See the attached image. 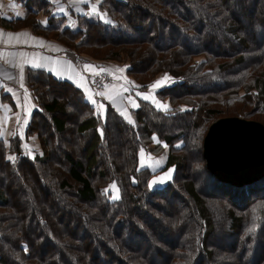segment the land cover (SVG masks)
<instances>
[{
	"label": "trees",
	"instance_id": "16d2710c",
	"mask_svg": "<svg viewBox=\"0 0 264 264\" xmlns=\"http://www.w3.org/2000/svg\"><path fill=\"white\" fill-rule=\"evenodd\" d=\"M235 1L101 0L107 20L56 14L46 0H23V17L0 12L2 27H31L67 50L114 61L126 54L128 84L139 91L168 77L158 103L138 97L125 116L106 99L100 113L69 79L26 68L39 106L27 132L41 151L30 156L21 138L8 146L0 135V264H264V176L229 184L203 156L213 119L237 116L241 103L252 106L239 114L264 123V30L256 42L242 36ZM244 12L247 24L264 26L257 6ZM153 142L165 150L162 166L154 151L146 157ZM170 167L171 179L152 186ZM218 229L228 246L213 239Z\"/></svg>",
	"mask_w": 264,
	"mask_h": 264
},
{
	"label": "crops",
	"instance_id": "0c3cea01",
	"mask_svg": "<svg viewBox=\"0 0 264 264\" xmlns=\"http://www.w3.org/2000/svg\"><path fill=\"white\" fill-rule=\"evenodd\" d=\"M46 1L51 2V0ZM87 2L88 0H86L84 3ZM53 9V12L56 14H61L64 13V11H67H61L60 8H57L56 6ZM95 9V11H90L93 12L91 16L96 17L100 15L102 19L105 20L106 17L103 16V12H99L98 8ZM73 10L76 11L75 9ZM0 12L1 15H3V17L5 18L23 17L26 13V8L24 6L23 0H0ZM17 12L21 13L22 15H17ZM76 12L89 15L87 9H85L84 11ZM44 16L45 19L42 18L43 22H45L47 19L46 15ZM0 32L3 33L2 35H0V85H3L0 86V89H4L3 93L12 97V101H15V103L12 104H14L16 107H18L19 104L24 100L25 106L27 108V114L31 113L36 108L31 89L27 87L25 82V67H35L33 65H40L39 68H45L59 78H65L73 81L84 90L86 97L90 100V102L91 100H95L97 102V105H99L102 104V99H106L107 101L109 100L117 108V110H119L125 116H128V107L133 106V104L129 102V97L132 101L135 102V104H137L138 97L145 99V96L148 97V99L145 100H150L153 103H158L156 96L152 95L155 93V90L158 87L153 88L154 91H151V94L148 90L150 87L147 90L139 91L135 82H132L133 86L131 84L129 86L123 87L121 86L122 84L112 86L107 85L108 87H105V89H103L101 92L112 94L113 99H108L107 95L101 97V92L97 93V91L99 90L94 89L90 85L86 75L75 69L72 62L70 60H66V58L63 56V52H65L67 48L61 42L47 38L44 35L37 34L32 30L31 27L28 26L19 29H6L0 25ZM8 33H20L24 35H21L18 38H9L7 36ZM87 64L91 65V63ZM93 64L95 63L93 62ZM8 77L12 78L8 79ZM125 79V81H128L130 83V81L128 80V76L125 77ZM17 80L19 85L7 83ZM21 82L23 83V85L20 84ZM8 89H11V91H8ZM117 93L119 94L117 95ZM125 100H127L128 103ZM12 108L14 110V113H18V110L14 109V106ZM97 109L100 113H103L104 111V108ZM165 160L166 157H164V159H161V166L163 165L162 163H164ZM170 170V175L172 177L173 168L170 167L153 176L151 182L153 180H156L158 177L165 176V173H169ZM170 179L165 178L164 182H158L151 185L154 187L159 186Z\"/></svg>",
	"mask_w": 264,
	"mask_h": 264
},
{
	"label": "rangeland",
	"instance_id": "374dc122",
	"mask_svg": "<svg viewBox=\"0 0 264 264\" xmlns=\"http://www.w3.org/2000/svg\"><path fill=\"white\" fill-rule=\"evenodd\" d=\"M85 1L86 0H83V2H81V0H59L58 3H54L53 0H51L52 4H51L50 8H52V10H54L53 8L56 6L57 8H60V9L61 8H63L64 10L75 9L76 11H84L85 9H87V12H89V15L93 14V12H90V11H93V6H95V8H99L101 10L100 5H99L101 0H88L87 3H84ZM254 2H255V4H254ZM234 5H235V9L239 13L238 17H239V21L241 22V27H242L241 34H242V36H244V35L248 36L249 40H251V42H256V41L260 40L262 38L261 32L264 30V26H260V24L256 23V22H255L256 24L253 27L251 25L247 24V22L245 21L246 14H245L244 10H247V9L251 8L253 5H255V7L257 6L258 9H260L264 12V0H236ZM244 7H246V8H244ZM241 14H244V16H242ZM263 17H264V13H263ZM39 18H41V20H43L42 18L45 19V16L40 15ZM214 28L217 31V33L219 34L218 35V43H219L220 47H221V45L222 46L224 45V47H225L226 43L224 42V39H223L224 32H222V30H221L222 28H219L218 24L215 25ZM172 35L176 36L177 34L173 33ZM179 38H182V37H179ZM162 42H166V41L163 40ZM66 48H68V47L66 46ZM68 50L67 51L69 53H73L77 57L79 56L80 68L77 70L80 71L82 74H84L85 72H87L88 74H95V73L102 71V69L107 70L109 72L111 71L114 74L113 75L114 76V81H113L114 84L112 82V84L108 85V86L117 85V84H122L121 85L122 87L123 86H129V84H128L129 82L125 81L126 80L125 77H127V75H126L127 74V66H128V62H129V58L126 54H124L122 60H119V61L115 60L114 61V59L110 60V59H106V58L105 59H94L93 56L91 57L89 55L79 53L76 50L75 51H72L71 49H68ZM65 53H67V52H63V54H65ZM199 59H201V58H198L196 60L198 61ZM66 60H68V59H66ZM93 62L95 64H93ZM87 63H91V65H90L91 67L86 68L85 65H88ZM26 67H25V74H26V70H27ZM120 69H123V71H120ZM165 74H167V73H165ZM165 74H163V73L160 74L159 75L160 77L154 79V82L164 78ZM118 77H119V79H118ZM128 80H131V79L128 78ZM166 81H167V79L164 82H166ZM25 82H26L27 87L30 88V86L26 80H25ZM154 82L150 83V85L151 84L153 85ZM7 83L19 85L18 80L7 82ZM20 84L23 85L22 82ZM108 86H106V88ZM103 89H105V87L98 89L99 91H97V93L101 92ZM147 89L148 88L145 89V87L143 88V90H147ZM148 90L150 93H151V91H154L153 88H149ZM3 91H4V89H0V105L7 106V107H0V120H2V127H0L1 133H2L1 137L5 140L6 145L9 146L12 138L15 136H18L19 138H21V149L25 154H30V156H35L36 154H40L41 146H40V143L38 142L39 139H38L37 135H35V134L32 135L31 133L27 132L28 123H29V120L32 116L33 111L31 113L27 114V108L25 106L24 100L19 104L18 107H16L14 104H12V103H15V101H12V97L3 93ZM31 92H32V96H33L35 104H36L35 107L38 108L39 106L37 105V102L35 100L34 93H33L32 89H31ZM243 92H244L243 90L240 91L241 94ZM152 95H155V94H152ZM101 97H104V96H101ZM157 100H160V99L157 98ZM125 101L128 103L127 100H125ZM241 104H242L244 109H250L252 106V104H247L246 101L241 103ZM13 106H14V109L18 110V113H16V112L14 113V110L12 108ZM243 108L238 106L237 116L244 117L242 115V113L239 114V110L241 111V110H243ZM253 110H255V109H253ZM244 118H246V117H244ZM247 119L255 120L254 118H247ZM25 120H27L26 124L24 123ZM214 120H216V119H213V121ZM70 125L71 124H68L67 126L69 128H72ZM13 132H15L16 135H12ZM67 136H69L68 140L70 138L74 137V135H73L72 131H70V129L67 132ZM115 140H117V137H115ZM153 151H154L156 156L150 155L151 157H157V159L160 157H165V155H164L165 150L163 148H159L157 146V143H154V142L150 145V147L148 149H146V154H147L146 157H148L149 153H152ZM9 157H15V154L11 153V154H9ZM75 158H77L78 160L82 159V154H76L75 153ZM201 177H202V181L200 183V187H201L202 191H205L206 190L205 189L206 175L203 174V176H201ZM213 207H214L213 211L216 212L215 218L220 220L221 219L220 216L224 215V213L219 212V210L217 209L218 207H216V206H213ZM263 235H264V233H263ZM263 235H261V237L264 239ZM213 239L218 244L223 245V246L224 245L228 246L230 241H231L230 237L225 236L219 229L216 230V232L213 236ZM263 239L261 240L262 242H263ZM160 258H162V255L160 256ZM156 264H160V259L156 262Z\"/></svg>",
	"mask_w": 264,
	"mask_h": 264
},
{
	"label": "water",
	"instance_id": "95a60500",
	"mask_svg": "<svg viewBox=\"0 0 264 264\" xmlns=\"http://www.w3.org/2000/svg\"><path fill=\"white\" fill-rule=\"evenodd\" d=\"M203 156L210 172L234 185L264 176V123L241 116L214 120L203 140Z\"/></svg>",
	"mask_w": 264,
	"mask_h": 264
},
{
	"label": "snow or ice",
	"instance_id": "6c2138e0",
	"mask_svg": "<svg viewBox=\"0 0 264 264\" xmlns=\"http://www.w3.org/2000/svg\"><path fill=\"white\" fill-rule=\"evenodd\" d=\"M53 2H54V3H58L59 0H53ZM81 2H83V0H81ZM60 10L63 11L64 9L61 8ZM95 10H96V9H95V6H93V11H95ZM16 14H17V15H22V14L19 13V12H17ZM103 16L106 17V16H107V13H103ZM109 22H110V21H109ZM2 34H3V33L0 32V35H2ZM21 35H24V34H20V33H17V34L8 33V34H7V36H8L9 38H12V37H16V38H18V37L21 36ZM33 66H35V67H39L40 65H33ZM85 67H86V68H89V67H91V66H90V65H85ZM102 71H103V69H102ZM120 71H123V69H120ZM11 78H12V77H8V79H11ZM166 79H168L167 75H165V77L162 78L161 80H157L156 82H154L153 85H150V86H148V87H150V88H156V87H159V86H161V85L164 83V81H165ZM0 86H3V85H0ZM124 90H127V89H124ZM8 91H11V89H8ZM118 94H119V93H117V95H118ZM100 95H101V96H105V95H107L108 99H110V100L113 99V96H112V94H110V93H104V92H101ZM144 98H145V99H148L147 96H145ZM128 99H129V102L133 104V107H136V106H137V105L135 104V102L131 100L130 97H129ZM91 103H93V105H96L97 108H99V109L104 108V105H103V104H99V105H97V102H96L95 100H91ZM157 106H158V107H163V108H165V109L167 108V105H159V104H158ZM0 107H7V106L0 105ZM130 119H131V118L129 117V120H130ZM24 123L26 124V123H27V120H25ZM0 127H2V120H0ZM101 134H102V133H101ZM0 135H2V133H0ZM12 135H16V133L13 132ZM9 159L14 160L15 158H14V157H9ZM170 173H171V170L169 171V173H165V176H163V177H158L156 180H153V181L151 182V184H156V183H158V182H159V183H162V182H164L165 178L170 179V178H171ZM110 188H111L112 190H115V191L118 192V189L115 188V185H114V184L111 185ZM104 191L107 193V192L109 191V189H105ZM112 198H114V199H118L119 197H118V195H117V196L112 197ZM254 231H255V226H254L253 228H250V229H249V232H254ZM25 250H26V249H25Z\"/></svg>",
	"mask_w": 264,
	"mask_h": 264
},
{
	"label": "built area",
	"instance_id": "2783aa9c",
	"mask_svg": "<svg viewBox=\"0 0 264 264\" xmlns=\"http://www.w3.org/2000/svg\"><path fill=\"white\" fill-rule=\"evenodd\" d=\"M65 56L66 58L71 59L73 61L75 67L79 68L80 66L79 56L77 57L73 53H67ZM87 75L91 85L95 89H101L107 84L112 83L114 81V76L107 70H103L95 74H87Z\"/></svg>",
	"mask_w": 264,
	"mask_h": 264
}]
</instances>
